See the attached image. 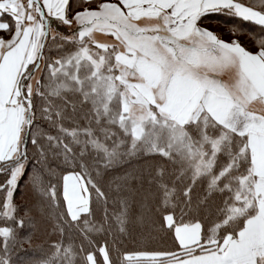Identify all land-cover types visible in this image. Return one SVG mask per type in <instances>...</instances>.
Listing matches in <instances>:
<instances>
[{
    "label": "snow or ice",
    "instance_id": "obj_1",
    "mask_svg": "<svg viewBox=\"0 0 264 264\" xmlns=\"http://www.w3.org/2000/svg\"><path fill=\"white\" fill-rule=\"evenodd\" d=\"M0 264H264V0H0Z\"/></svg>",
    "mask_w": 264,
    "mask_h": 264
},
{
    "label": "trees",
    "instance_id": "obj_2",
    "mask_svg": "<svg viewBox=\"0 0 264 264\" xmlns=\"http://www.w3.org/2000/svg\"><path fill=\"white\" fill-rule=\"evenodd\" d=\"M207 27L218 30V31H225V28L223 26H218L215 22H209ZM224 39L228 40L230 39V36H224ZM242 42L248 43L244 37H241ZM248 46L251 48V44L249 43ZM253 51H255V48H252ZM24 192L23 186L21 187V194ZM18 202H19V195H18ZM126 246L129 251H142V250H148V251H163L168 250L172 247V241L169 237L165 236L163 233H160L156 236L155 239H146L142 240L140 238H137L135 240H127ZM23 255V254H22Z\"/></svg>",
    "mask_w": 264,
    "mask_h": 264
}]
</instances>
